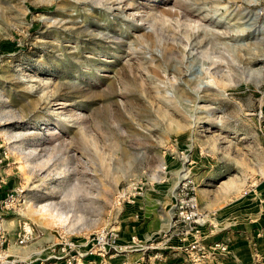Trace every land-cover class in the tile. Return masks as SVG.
I'll list each match as a JSON object with an SVG mask.
<instances>
[{
  "label": "rangeland",
  "instance_id": "rangeland-1",
  "mask_svg": "<svg viewBox=\"0 0 264 264\" xmlns=\"http://www.w3.org/2000/svg\"><path fill=\"white\" fill-rule=\"evenodd\" d=\"M184 185L208 214L201 243L238 204L224 186L264 185V0H0V232L15 264H208L181 228L146 252L121 241L146 197L170 188L176 204Z\"/></svg>",
  "mask_w": 264,
  "mask_h": 264
},
{
  "label": "crops",
  "instance_id": "crops-1",
  "mask_svg": "<svg viewBox=\"0 0 264 264\" xmlns=\"http://www.w3.org/2000/svg\"><path fill=\"white\" fill-rule=\"evenodd\" d=\"M173 190L169 188L166 197L162 201L159 200L156 207L148 203L146 197L139 208H134L125 220L129 224L125 222L121 241L128 242L131 237L136 236L142 243H148L159 237L162 231L167 230L171 226L175 210ZM236 190L240 192L238 204L231 206L232 211L225 212L224 218L221 214L211 221L214 229L211 233L205 231L202 244L210 252L208 257L212 259L213 264H264V210L260 209L255 214H250L246 213L245 208L256 206L264 209V185L257 186L249 191L250 193H246L242 186H224L222 191L226 207L231 200L229 195ZM217 204L218 201L214 202V207H217ZM215 213L218 215V211ZM217 243H224L228 250L218 252L220 248Z\"/></svg>",
  "mask_w": 264,
  "mask_h": 264
},
{
  "label": "built area",
  "instance_id": "built-area-1",
  "mask_svg": "<svg viewBox=\"0 0 264 264\" xmlns=\"http://www.w3.org/2000/svg\"><path fill=\"white\" fill-rule=\"evenodd\" d=\"M176 194V204L175 211L172 218V223L170 228H174L175 230H179V228L184 229L180 233L181 236L190 234L194 235L196 240L190 245V249L196 253V255L206 256L207 249L201 243V234L202 228L209 222L208 214L204 213L200 209V205L198 203L197 195L193 189L188 188V186L184 185L177 190ZM186 229V230H185ZM5 231L0 232V264H15L17 263L15 259H11V255L7 251V245L9 240L6 237ZM161 234L164 238L167 237L166 232H162ZM17 244L19 246L26 247L29 243L33 242L36 239V233L31 226L30 223L24 222L23 225L20 226L19 231L16 233ZM131 247L134 250H138L136 247H139L142 251H148L153 248L152 244L150 246L142 245V242L136 237L133 236L131 238ZM152 243V242H150ZM149 244V243H146ZM62 245L65 246L63 251L66 248L74 247L73 243H69L68 239L62 242ZM219 248L221 246L219 245ZM222 251H225V247L221 248ZM56 252V243L52 244V246H48L46 249L41 250V252ZM144 252V253H145ZM52 257H55L52 255ZM209 259V258H208ZM213 261L210 259L208 264H213Z\"/></svg>",
  "mask_w": 264,
  "mask_h": 264
},
{
  "label": "bare ground",
  "instance_id": "bare-ground-1",
  "mask_svg": "<svg viewBox=\"0 0 264 264\" xmlns=\"http://www.w3.org/2000/svg\"><path fill=\"white\" fill-rule=\"evenodd\" d=\"M44 218H51L52 220H56L59 223H62L64 220L62 217H58V215H53L50 213V210L46 207L42 208V210L39 212Z\"/></svg>",
  "mask_w": 264,
  "mask_h": 264
}]
</instances>
